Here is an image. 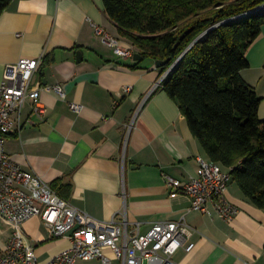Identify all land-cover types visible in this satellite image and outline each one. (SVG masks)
Returning a JSON list of instances; mask_svg holds the SVG:
<instances>
[{
	"label": "crops",
	"instance_id": "0c3cea01",
	"mask_svg": "<svg viewBox=\"0 0 264 264\" xmlns=\"http://www.w3.org/2000/svg\"><path fill=\"white\" fill-rule=\"evenodd\" d=\"M94 24L131 44L105 13L104 0H14L1 15L0 82L7 64L44 54L34 85L61 83L67 92L66 100L42 92L44 119L28 102L24 125L8 136L7 151L23 168L51 185L58 182L66 199L99 219L126 210L130 226L139 222L147 233L155 222L185 216L196 247L180 249L179 264H264V209L234 180L227 198L238 212L231 220L213 204L209 212L189 211L191 197L169 185L167 176L190 180L199 172V155L209 158L178 102L163 87L150 92L162 74L157 61L135 66L142 59L117 54ZM246 55L242 75L262 98L264 120V25ZM71 101L83 104L82 111ZM23 229L43 262L71 247L70 237H52L40 216ZM12 234L0 215V253ZM105 253L109 263L92 258L77 264H122L111 248Z\"/></svg>",
	"mask_w": 264,
	"mask_h": 264
},
{
	"label": "trees",
	"instance_id": "16d2710c",
	"mask_svg": "<svg viewBox=\"0 0 264 264\" xmlns=\"http://www.w3.org/2000/svg\"><path fill=\"white\" fill-rule=\"evenodd\" d=\"M14 0H0V17ZM264 0H104L105 13L161 72L186 51L163 82L207 157L230 171L245 197L264 209L261 96L242 75L247 50L264 25ZM247 16L240 17L242 14ZM66 198L58 182L51 185Z\"/></svg>",
	"mask_w": 264,
	"mask_h": 264
},
{
	"label": "built area",
	"instance_id": "2783aa9c",
	"mask_svg": "<svg viewBox=\"0 0 264 264\" xmlns=\"http://www.w3.org/2000/svg\"><path fill=\"white\" fill-rule=\"evenodd\" d=\"M261 10L264 4L251 12ZM94 26L96 33L117 54L134 56L132 44H126L99 24ZM186 51L162 72L150 92L163 87L164 80L180 66ZM43 62L44 54L9 63L0 82V215L13 227L6 251L0 253V264H77L92 258L109 263L106 248H111L122 264H179L175 258L177 252L182 248L191 252L196 247L192 239L194 229L185 216L176 221L155 222L147 233L141 232L139 222L130 226L126 210L110 220L99 219L62 197L49 182L23 168L7 151L8 136L19 132L24 125L23 110L28 102L35 114L44 119L47 106L41 100L43 91L55 92L61 99H67L61 83L34 85V75ZM70 106L77 112L84 107L75 101ZM198 161L200 169L196 176L187 181L167 176L169 185L191 197L189 211L209 212L213 204L220 217L231 220L238 208L227 198L232 179L230 171L200 155ZM33 216L43 219L52 237H70L71 247L47 262L39 260L35 245L23 229L24 223Z\"/></svg>",
	"mask_w": 264,
	"mask_h": 264
},
{
	"label": "water",
	"instance_id": "95a60500",
	"mask_svg": "<svg viewBox=\"0 0 264 264\" xmlns=\"http://www.w3.org/2000/svg\"><path fill=\"white\" fill-rule=\"evenodd\" d=\"M78 54L80 55L81 52H78ZM133 58H134V60H140L143 58V56L141 54H139L138 52H135ZM156 63H157L158 67H161V66L165 65L167 63V61L158 60Z\"/></svg>",
	"mask_w": 264,
	"mask_h": 264
}]
</instances>
